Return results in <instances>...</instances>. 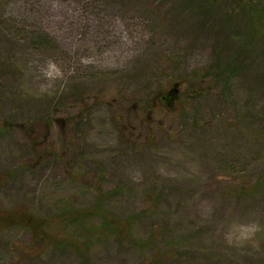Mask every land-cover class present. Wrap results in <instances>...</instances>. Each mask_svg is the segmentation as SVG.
<instances>
[{
  "label": "rangeland",
  "instance_id": "rangeland-1",
  "mask_svg": "<svg viewBox=\"0 0 264 264\" xmlns=\"http://www.w3.org/2000/svg\"><path fill=\"white\" fill-rule=\"evenodd\" d=\"M151 1L0 0V208L21 202L47 217L67 203L93 207L99 190L123 187L105 204L121 212L122 200L138 210L147 201L128 188L157 185L188 203V234L202 231L196 257L184 241L179 264H264V46L249 55L252 69L229 103L211 97L181 114L149 117L133 102L147 100L142 87L205 67L232 30L200 3L181 11L172 0L152 12ZM40 36L47 46L38 45ZM38 123L47 135L36 141L44 131ZM242 183L261 187L251 197L225 194ZM37 247L23 227L5 228L0 264H81L73 249L50 245L33 257ZM149 253L128 240L90 249L93 264H149Z\"/></svg>",
  "mask_w": 264,
  "mask_h": 264
},
{
  "label": "trees",
  "instance_id": "trees-1",
  "mask_svg": "<svg viewBox=\"0 0 264 264\" xmlns=\"http://www.w3.org/2000/svg\"><path fill=\"white\" fill-rule=\"evenodd\" d=\"M171 1L152 0L149 7L152 12H158L162 5L169 4ZM178 2H180L181 11L187 6L198 8L200 3L207 11H215L218 15H222L219 17L220 25H226L232 30L222 43L217 41L214 44L212 57L205 67L189 74L185 73L176 79L168 77L159 88V85L155 86L152 83L142 87L148 95L147 100L136 98L133 102L143 107L141 109L147 111L149 117L162 112H166L169 116L181 114L188 111L189 103L200 99L208 100L211 97H214L221 105L229 103L237 83L246 81L248 76L245 72L252 69V66L247 63L249 55H252L257 47L264 46V0H179ZM167 14L170 15V12L167 11ZM155 15L158 16V13ZM40 37L38 45L47 46L48 37L45 36L46 39L43 36ZM163 62L167 66L170 65L166 60ZM258 83L259 81L256 80L254 86ZM172 87L175 89H171ZM82 97L84 98V94ZM248 102L252 103L253 100ZM128 110L131 111L126 108V111ZM114 117L119 123L121 118H124L117 112ZM252 119L255 121L253 123L258 125L259 118L256 114L252 116ZM143 120L146 119H140V121ZM38 125L44 131L38 132L33 137L36 141L47 135L42 134L46 132V126L43 123ZM129 136L135 139L139 135L133 137L130 133ZM35 145L32 150L36 158H41L38 145ZM63 155L65 153L58 158L63 159ZM263 177L264 175L258 182L263 181ZM258 185L259 183L246 187L243 183L230 184L223 190L229 196L251 197L258 193V188L261 187ZM123 189L119 187L112 190L106 189L107 191L99 190L100 204L96 203L93 207H74L67 203L68 205L66 204L62 211L58 210L54 215L47 217L33 215L21 202L9 210L0 208V231L5 228L23 227L38 244L39 248L34 250L33 257L39 256L51 245L58 249H73L79 254L81 264H93L90 255L93 242L102 243L111 240L122 242L128 240L139 252L148 254L150 251V257L147 258L149 264H160V260L174 261L179 264V255H182L180 250L184 246V241L189 242L188 250L193 251L192 254L196 257L197 244L201 241L200 232L202 231L188 234L191 230L185 225L184 214L189 206L186 201L182 203L184 199L180 201L167 193L165 189L155 185L141 192L128 188L130 193L132 192L130 195L133 199L142 197L144 202L147 201L141 209L136 210L129 205L125 206L122 200L119 206L125 208L121 212L113 208V205L105 204L110 196H118L124 191ZM174 206L175 209H173ZM177 212H179L178 215ZM63 225L74 231L73 236L68 235L67 232L62 233ZM177 226H184L180 237L173 236ZM138 229H141L142 235H139ZM172 238L174 239L171 240L172 242L168 241Z\"/></svg>",
  "mask_w": 264,
  "mask_h": 264
}]
</instances>
